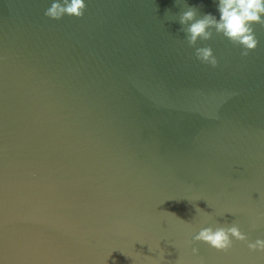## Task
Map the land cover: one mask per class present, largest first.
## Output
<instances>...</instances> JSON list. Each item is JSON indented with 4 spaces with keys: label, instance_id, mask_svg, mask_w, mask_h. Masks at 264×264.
I'll use <instances>...</instances> for the list:
<instances>
[{
    "label": "water",
    "instance_id": "water-1",
    "mask_svg": "<svg viewBox=\"0 0 264 264\" xmlns=\"http://www.w3.org/2000/svg\"><path fill=\"white\" fill-rule=\"evenodd\" d=\"M52 2L0 0V264H264L192 243L234 221L264 239V28L247 58L198 42L212 68L178 19H219L218 0H85L60 21Z\"/></svg>",
    "mask_w": 264,
    "mask_h": 264
},
{
    "label": "clouds",
    "instance_id": "clouds-1",
    "mask_svg": "<svg viewBox=\"0 0 264 264\" xmlns=\"http://www.w3.org/2000/svg\"><path fill=\"white\" fill-rule=\"evenodd\" d=\"M86 8L85 0H53L44 15L55 21H60L65 16L82 19ZM217 10L219 19L211 13L198 15L197 8L187 5L178 19L182 26L180 31L184 33L188 46L195 49V58L212 68H216L219 62L211 45L205 43V46L197 47L198 42H208L214 38V34L220 35L232 45L241 48L240 56L247 58L259 44L255 26L264 28V0H218ZM256 227L257 222L253 221L250 228L254 230ZM234 241L246 243L251 252H264V239L249 241L248 233L242 231L235 221L230 226L202 227L192 237L193 244L203 243L223 253L233 248ZM192 252L198 255L199 249L193 247ZM164 255L161 249V260H164Z\"/></svg>",
    "mask_w": 264,
    "mask_h": 264
}]
</instances>
